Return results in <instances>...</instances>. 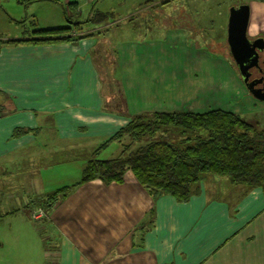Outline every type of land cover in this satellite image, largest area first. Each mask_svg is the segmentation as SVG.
I'll return each mask as SVG.
<instances>
[{"label": "crops", "instance_id": "1", "mask_svg": "<svg viewBox=\"0 0 264 264\" xmlns=\"http://www.w3.org/2000/svg\"><path fill=\"white\" fill-rule=\"evenodd\" d=\"M26 1L57 4L50 0ZM249 6L248 35L264 37V2L253 0ZM178 24V28L168 29L170 26H167L164 36L167 40L146 41L152 46L157 44L158 52L144 51L141 55L135 43L120 46L121 60L122 53L125 54L124 66L120 63L125 98L123 111L117 113L105 106L91 38H84L77 44L22 42L1 47L0 170L13 172L19 162L27 159L26 162L36 163L38 172L29 181L49 182L55 173L58 177L49 192L46 186V194L39 197L42 200L36 209L41 207L46 212L44 224L37 225L36 230L32 227L24 230L21 225L25 222L24 213L15 217L13 244L18 240L24 242L25 250L20 251L30 259L20 260L22 263L264 264V194L260 188L246 189L232 184L226 177L207 175L196 183L190 200L179 203L168 195L154 200L130 171L123 183L106 184L96 179L76 184L81 181L87 162L96 155L94 145L86 147L82 140L103 137L98 144L103 143L128 124L131 116L174 112L185 106L196 113L221 109L242 116L255 109L264 110V103L244 92L228 65L212 58L215 56L209 48L194 46L189 31L180 22ZM49 27L63 26L54 21L41 29ZM33 31L13 40L31 39ZM186 34L191 48L187 47L188 51L183 50L181 54L184 55L178 56L172 52L176 48V38L182 37L185 43ZM162 44L170 50L169 58L163 59L160 55ZM131 55L146 58L144 64L162 79L155 77L157 82L146 83L142 80L141 69L132 75L126 64ZM186 57L222 74L224 80L218 103L204 104L202 94L211 93L204 87L194 86L191 90L187 86L184 98L173 93L179 78L168 71L175 61L186 66L181 60ZM164 66L171 68L166 70ZM201 70L198 67L186 73L197 79ZM208 77L209 70L201 80ZM164 81L169 84L163 85ZM192 103L193 108H200V105L212 108L193 110ZM16 127L38 128L40 132L12 139ZM113 147L122 149L120 144L113 142L100 156ZM62 188L69 190L54 202L49 195ZM29 220L30 216L26 221L30 223ZM5 244L3 237L0 245ZM5 263L0 260V264Z\"/></svg>", "mask_w": 264, "mask_h": 264}, {"label": "rangeland", "instance_id": "2", "mask_svg": "<svg viewBox=\"0 0 264 264\" xmlns=\"http://www.w3.org/2000/svg\"><path fill=\"white\" fill-rule=\"evenodd\" d=\"M253 0H98L95 2H88L87 0H60L57 4H49L46 2H27L26 0H10L0 1L1 16H0V37L8 39H17L26 37L35 29H41L45 24H56L74 26L73 23H68L62 3L66 5L69 2H77L79 5L78 11L68 10V16L72 22L83 21L89 11L99 10L107 12L108 17L100 23L92 25H82L83 30L75 31L73 34H89L95 31H100L95 37L91 38L90 46L92 47L97 59V66L100 72L103 84V95L105 98V106L112 110V112H122L125 95L122 90L120 80V63L124 66L125 54L122 53V60L120 59V46H130V43H135L140 48L141 55L143 52L157 51V47L148 44L147 40L164 38L165 32L171 28H178L180 22L188 30L192 36L193 45L201 49L209 48L215 57L214 59L223 60L224 63L234 72L235 79L239 81L244 88V92L248 93L244 87L241 77L238 73L237 67L230 53L227 42V28L230 11L233 8H238L242 5H250ZM264 2V0H254ZM62 2V3H61ZM93 6V7H92ZM91 9V10H90ZM10 18H15L14 21ZM95 14V12L93 13ZM12 16V17H11ZM168 18V19H167ZM167 19V21H166ZM166 22L169 24L167 25ZM174 22V23H173ZM178 22V23H177ZM167 26H170L167 29ZM180 26V25H179ZM55 28V27H49ZM176 30V29H175ZM186 34L185 43H182V37L176 38V48L172 52L178 56L184 55L188 51L187 47L191 48V44L187 39ZM174 42V41H173ZM186 47V48H185ZM160 55L163 59L169 58L168 52L170 50L163 44L160 48ZM137 52V50H136ZM158 52V51H157ZM131 55L126 64L132 71L141 69L143 71L142 80L146 83L155 81V77L161 78V75L154 73L153 69L144 64L146 58ZM191 58H183L182 62L186 64L174 62V66H164L172 75H177V89L173 90L176 96L184 98L186 96L187 86L193 89L194 86L207 88L211 93L207 95L202 94L204 104L218 103L222 90L220 89L223 83V76L214 68H207L202 63H195ZM180 60V59H178ZM176 65L180 71L176 72ZM202 68L201 74L197 79H193L191 74L187 72L188 69ZM181 69L183 71H181ZM209 70V77L202 81L206 71ZM157 82V81H155ZM168 85L169 81H164L163 85ZM152 89H155L152 88ZM235 102V99H232ZM240 99L237 101L236 104ZM260 101V100H258ZM197 106L198 103L194 102ZM191 107L193 108V104ZM264 103V102H259ZM181 106V105H180ZM200 108H193V110H202L212 108V106H198ZM215 107V106H214ZM104 109H106L104 107ZM109 111L108 109H106ZM244 119L258 130H264V110L259 111L255 109L252 113H245ZM127 125V124H126ZM125 125V126H126ZM102 136V135H101ZM201 136L207 138L208 133L204 130H185L178 126H163L161 132L156 137H145L141 142H149L151 140L173 141L181 143L184 139L196 138ZM106 137V135H105ZM112 137V136H111ZM103 137L92 138L85 141L86 147L94 145V152L100 144L99 140ZM107 139L104 140L107 141ZM129 138L123 139L127 141ZM103 142V141H100ZM121 145L120 142L113 141ZM112 142V143H113ZM143 143V144H144ZM108 148V147H107ZM106 148V149H107ZM122 149L110 148L109 151L99 158L114 159L117 158ZM94 158V157H93ZM19 162L17 169L13 172H2L0 170V240L5 238L6 244L0 245V260L6 261L5 264H24L20 260L28 259L25 255L22 256L20 250H25V243L20 240L13 244V235L15 233V217L17 214L24 213L25 222L21 223L23 229L32 227L36 230V226L42 223V220L36 221L32 217L33 209L41 204L42 198L46 192L44 188L55 184L58 180L57 173L55 177L49 182H32L29 178L33 177L36 172V163L34 162ZM22 175H18L21 174ZM40 185V187H39ZM73 186V185H72ZM50 194V193H49ZM30 216V224L28 221ZM46 226V225H45ZM30 256L31 246L29 245ZM27 264V263H26Z\"/></svg>", "mask_w": 264, "mask_h": 264}, {"label": "trees", "instance_id": "3", "mask_svg": "<svg viewBox=\"0 0 264 264\" xmlns=\"http://www.w3.org/2000/svg\"><path fill=\"white\" fill-rule=\"evenodd\" d=\"M62 6L68 23H73L74 26L35 29L33 37L26 41L0 39V50L3 45L22 42L45 44L55 41L77 44L84 38L95 37L100 31L83 35L73 32L83 30L82 25L100 23L108 17L107 12L94 11L92 8L83 21L72 22L68 10L77 12L78 3H62ZM163 126H178L193 131L204 130L208 136L184 139L181 143L163 140L141 142L145 137H156ZM39 132L38 128L16 127L11 138L37 135ZM127 137L129 139L123 141ZM113 141L122 145L118 157L99 158L97 155ZM95 154L84 167L81 181L76 184L96 179L106 184L123 183L126 173L130 171L154 200L168 195L179 203H186L193 196L196 183L207 175H213L226 177L232 184L246 189L260 188L264 194V130L256 129L240 113L221 109L196 113L190 109L186 111L184 107L174 112H146L134 115L126 126L103 142ZM68 190L62 188L49 196L54 198L55 202ZM149 218L152 224L153 213Z\"/></svg>", "mask_w": 264, "mask_h": 264}, {"label": "water", "instance_id": "4", "mask_svg": "<svg viewBox=\"0 0 264 264\" xmlns=\"http://www.w3.org/2000/svg\"><path fill=\"white\" fill-rule=\"evenodd\" d=\"M250 15L251 9L249 5L231 9L227 28V42L238 73L247 90L254 98L264 102L263 89L259 90L260 94L254 88L257 80L249 81L250 69L260 65V52L264 51V38L259 37L253 41L249 39ZM187 107L185 106L186 111L189 110Z\"/></svg>", "mask_w": 264, "mask_h": 264}, {"label": "flooded vegetation", "instance_id": "5", "mask_svg": "<svg viewBox=\"0 0 264 264\" xmlns=\"http://www.w3.org/2000/svg\"><path fill=\"white\" fill-rule=\"evenodd\" d=\"M259 37H251V36H249V39L251 41H253V40H255L256 38H259ZM262 38H264V37H262ZM259 64L260 65L258 67H253V68L250 69L251 75H250L249 81L257 80V83L254 85V88H256V91L261 94V92L259 90L263 89L262 91L264 92V51L260 52ZM241 81H242V79H241ZM242 83H243V81H242ZM243 85H244V83H243ZM244 87L246 88L245 85H244ZM247 92L250 94L249 91H247Z\"/></svg>", "mask_w": 264, "mask_h": 264}, {"label": "built area", "instance_id": "6", "mask_svg": "<svg viewBox=\"0 0 264 264\" xmlns=\"http://www.w3.org/2000/svg\"><path fill=\"white\" fill-rule=\"evenodd\" d=\"M87 1L88 2H93V1H96V0H87ZM45 215H46V212L44 211L43 208L36 209V211L33 212V214H32L33 219L36 220V221L43 220Z\"/></svg>", "mask_w": 264, "mask_h": 264}, {"label": "clouds", "instance_id": "7", "mask_svg": "<svg viewBox=\"0 0 264 264\" xmlns=\"http://www.w3.org/2000/svg\"><path fill=\"white\" fill-rule=\"evenodd\" d=\"M41 208V207H40Z\"/></svg>", "mask_w": 264, "mask_h": 264}]
</instances>
